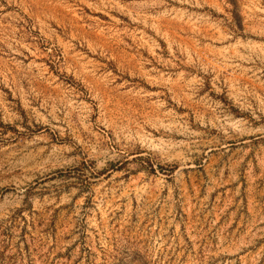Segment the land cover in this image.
<instances>
[{
    "label": "rangeland",
    "instance_id": "1",
    "mask_svg": "<svg viewBox=\"0 0 264 264\" xmlns=\"http://www.w3.org/2000/svg\"><path fill=\"white\" fill-rule=\"evenodd\" d=\"M0 264H264V0H0Z\"/></svg>",
    "mask_w": 264,
    "mask_h": 264
}]
</instances>
